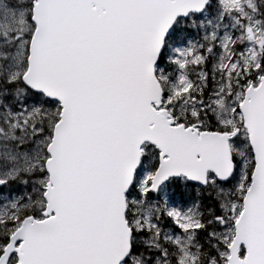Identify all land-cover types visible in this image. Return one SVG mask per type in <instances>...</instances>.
<instances>
[{"label": "snow or ice", "instance_id": "1", "mask_svg": "<svg viewBox=\"0 0 264 264\" xmlns=\"http://www.w3.org/2000/svg\"><path fill=\"white\" fill-rule=\"evenodd\" d=\"M0 264H264V0H0Z\"/></svg>", "mask_w": 264, "mask_h": 264}]
</instances>
